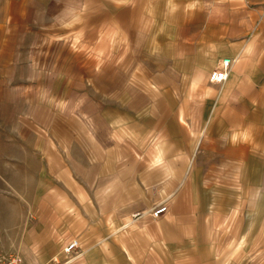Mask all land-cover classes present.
<instances>
[{"label": "crops", "instance_id": "obj_1", "mask_svg": "<svg viewBox=\"0 0 264 264\" xmlns=\"http://www.w3.org/2000/svg\"><path fill=\"white\" fill-rule=\"evenodd\" d=\"M0 17L20 179L0 254L63 264L76 239L68 264H264V0H7Z\"/></svg>", "mask_w": 264, "mask_h": 264}, {"label": "built area", "instance_id": "obj_2", "mask_svg": "<svg viewBox=\"0 0 264 264\" xmlns=\"http://www.w3.org/2000/svg\"><path fill=\"white\" fill-rule=\"evenodd\" d=\"M231 59H222L217 69L209 74V81L214 83H222L225 81L230 72ZM167 211L165 205H160L150 211L153 218L159 217ZM78 242L76 239L67 241L62 247V253L68 257L63 264H68L77 257ZM0 264H25L23 259L16 253L0 254Z\"/></svg>", "mask_w": 264, "mask_h": 264}, {"label": "rangeland", "instance_id": "obj_3", "mask_svg": "<svg viewBox=\"0 0 264 264\" xmlns=\"http://www.w3.org/2000/svg\"><path fill=\"white\" fill-rule=\"evenodd\" d=\"M7 0H0V16L3 10H5ZM1 18V17H0ZM4 140H1L3 142ZM7 151L13 153L14 146L10 145H0V221H5L9 218V215L13 212L8 210L5 205V201L12 200L14 197L13 187L17 183L20 185V179L14 177V162L5 161L4 156L8 153ZM20 173V170L17 172ZM3 239H1L0 233V245Z\"/></svg>", "mask_w": 264, "mask_h": 264}]
</instances>
